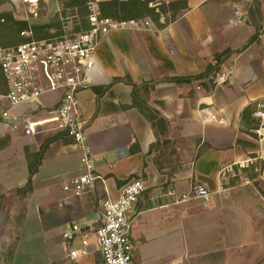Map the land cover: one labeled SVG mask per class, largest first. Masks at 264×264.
Masks as SVG:
<instances>
[{
    "label": "crops",
    "instance_id": "0c3cea01",
    "mask_svg": "<svg viewBox=\"0 0 264 264\" xmlns=\"http://www.w3.org/2000/svg\"><path fill=\"white\" fill-rule=\"evenodd\" d=\"M42 2L48 15L61 10L60 0ZM171 3L186 7L167 24L162 17L164 27L147 17L113 30L97 47L91 84L79 95L101 176L87 195L64 191L83 174L73 140L52 124L27 136V107L0 98V264H99L93 229L102 203L117 199L132 179L147 188L135 213L153 201L167 205L135 214L137 264H264V131L243 120L246 109L254 112L264 101V21L257 16L264 15V0H154L150 6ZM257 32L258 40L237 52ZM227 51L215 73L197 78ZM223 74L227 81L219 85ZM135 86L146 114L132 107ZM59 98L48 94L43 102ZM54 137L31 176L26 150L39 153ZM235 168L248 177L239 182ZM198 183L212 194L208 207L198 200L176 203ZM69 225L88 239L89 255L70 258L71 247L81 243L67 242Z\"/></svg>",
    "mask_w": 264,
    "mask_h": 264
},
{
    "label": "built area",
    "instance_id": "2783aa9c",
    "mask_svg": "<svg viewBox=\"0 0 264 264\" xmlns=\"http://www.w3.org/2000/svg\"><path fill=\"white\" fill-rule=\"evenodd\" d=\"M10 1L28 4L29 13L36 17L41 8L39 0ZM87 9L88 29L80 26L76 13L63 15L60 10L56 15L60 25L50 30V37L37 39L33 31L29 30L22 32L24 41L19 45L6 49L0 46V68L7 85V93L0 95V98L8 100L13 107H27L28 113L22 120L24 133L34 137L40 126L52 124V130L71 138L80 150L83 174L64 186V191L72 192L76 197L87 195L101 178L88 146V120L82 112L79 95L91 84L96 51L101 40L113 30L141 22H119L103 17L95 1L88 2ZM216 81L219 85L224 84L227 75L223 74ZM55 93L60 95L58 101L53 105L44 104V96ZM2 116L7 118L10 112L4 111ZM254 117L260 123L258 132L264 131V101L257 105ZM146 189L143 180L132 179L121 189L117 199L109 198L102 203L100 223L93 229L101 257L99 264H137L131 240L135 214L142 215L167 206L153 201L150 208L135 213ZM170 194L176 196L175 191ZM211 197L208 188L198 183L188 193L177 197L176 203L198 200L208 207ZM81 235L76 225L67 227L64 235L67 242L72 244L80 239L81 243L79 249L71 247L72 260L90 254V243Z\"/></svg>",
    "mask_w": 264,
    "mask_h": 264
},
{
    "label": "trees",
    "instance_id": "16d2710c",
    "mask_svg": "<svg viewBox=\"0 0 264 264\" xmlns=\"http://www.w3.org/2000/svg\"><path fill=\"white\" fill-rule=\"evenodd\" d=\"M41 6L44 7V4L42 0H39ZM93 0H71V1H64L60 0L61 4V10L63 15L76 13L78 15V18L80 19V26L84 29H88V23H87V4L88 2ZM154 0H128V1H122V0H110L108 2L104 3H97L99 6V9L101 11V15L103 17L112 18L119 22H131V21H143L145 18H150L159 28L164 27L165 24L169 23L170 20H173L176 18V15L178 14L179 10L182 8H185L184 3H171V4H161L159 6L151 7L150 4H153ZM4 3H10L9 0H0V5ZM259 5V4H258ZM256 7V6H255ZM171 8V10H167ZM256 11V8L251 9V13L254 14ZM170 12V16H168ZM162 17H165V24H162L160 21ZM0 46L4 49L11 48L19 45L21 42L24 41L22 38V32L24 31H33L35 38L37 39H43L48 38L52 34L50 33V30L53 28L59 27V19L56 16L55 19L45 25H31L28 21H20L16 20L12 13H7L6 18H4V14H0ZM260 33L257 32L241 49H239L237 52H242L246 50L250 45H252L255 41L258 40ZM12 37V38H11ZM19 37V38H17ZM11 38V39H10ZM13 41L15 43H12L10 41ZM232 51H227L221 55H217L215 57L216 65L210 66L207 68V70L199 75L197 78L202 79L210 76L211 74L215 73L219 65L222 62V59L230 54ZM181 80H178L180 82ZM0 83L2 84L3 88L0 89V95H4L7 93V85L6 80L3 75V72L0 68ZM131 83V81H129ZM151 89L155 88V85H150ZM147 87H144V85L141 87V89H144ZM105 90V89H104ZM103 89H100L97 91V97L99 98L103 93ZM140 88L135 86L134 92H133V105L132 107L140 108L141 112L146 114L145 108H143L138 102H137V94L139 92ZM254 112H251L249 109H246L243 114V120L245 123L252 129L255 130L259 127L260 123L259 121L254 117ZM149 116V119L155 118L154 115H147ZM257 123L255 126L254 124ZM58 139V137L51 138L47 140L41 147L39 153L32 154L27 149V160L29 164V171L30 175L32 176L38 169L42 159L43 154L50 143ZM31 187V183L29 182L27 189Z\"/></svg>",
    "mask_w": 264,
    "mask_h": 264
},
{
    "label": "rangeland",
    "instance_id": "374dc122",
    "mask_svg": "<svg viewBox=\"0 0 264 264\" xmlns=\"http://www.w3.org/2000/svg\"><path fill=\"white\" fill-rule=\"evenodd\" d=\"M64 1H71V0H62V2H64ZM255 6H256V8L258 7L257 4ZM167 10H171V8H169ZM1 13L4 14V18H6L7 13H12V15L14 16V18L16 20L28 21L31 25H45V24L52 22L55 19V17L48 15L45 7H43V6H41V8L39 9L37 17L31 15L29 13V5L22 3V2L16 4V3L10 1V3L1 4L0 5V14ZM253 16L254 17L256 16V11L254 12ZM257 16H258L259 20L264 21V15L258 13ZM17 38H19V37H17ZM10 42L15 43L14 40L13 41L11 40ZM2 88H3V86L0 83V89H2ZM254 125L256 126L257 123H255ZM232 173H237V174L240 173V177L237 178L239 180V182L241 180H244V178H246V176L248 177V174L246 172H240V169H238V168L237 169L235 168ZM0 210H1V203H0ZM13 212L14 213L11 214L12 219H14L16 217V211L13 210ZM3 217L4 216H2V218ZM1 246H3V245L0 244V248H1Z\"/></svg>",
    "mask_w": 264,
    "mask_h": 264
}]
</instances>
